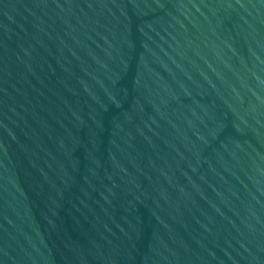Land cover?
Returning <instances> with one entry per match:
<instances>
[{
    "label": "water",
    "instance_id": "1",
    "mask_svg": "<svg viewBox=\"0 0 264 264\" xmlns=\"http://www.w3.org/2000/svg\"><path fill=\"white\" fill-rule=\"evenodd\" d=\"M0 264H264V0H0Z\"/></svg>",
    "mask_w": 264,
    "mask_h": 264
}]
</instances>
